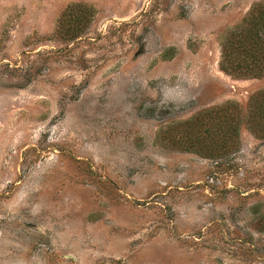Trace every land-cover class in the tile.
<instances>
[{"label": "rangeland", "instance_id": "obj_1", "mask_svg": "<svg viewBox=\"0 0 264 264\" xmlns=\"http://www.w3.org/2000/svg\"><path fill=\"white\" fill-rule=\"evenodd\" d=\"M258 2L0 0V264H264V75L220 66ZM222 106L238 145L186 150Z\"/></svg>", "mask_w": 264, "mask_h": 264}, {"label": "trees", "instance_id": "obj_2", "mask_svg": "<svg viewBox=\"0 0 264 264\" xmlns=\"http://www.w3.org/2000/svg\"><path fill=\"white\" fill-rule=\"evenodd\" d=\"M242 23L239 29L230 31V36L222 44L220 66L233 74L262 77L264 2L254 4ZM228 106L204 108L181 124L186 150L210 158L238 145V119L233 112H227ZM248 106V129L264 136V89L250 97ZM235 108L236 104H232V109Z\"/></svg>", "mask_w": 264, "mask_h": 264}]
</instances>
